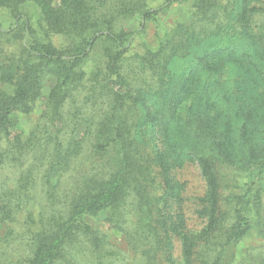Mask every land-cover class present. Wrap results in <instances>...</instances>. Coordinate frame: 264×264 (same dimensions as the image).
Segmentation results:
<instances>
[{"label":"trees","instance_id":"trees-1","mask_svg":"<svg viewBox=\"0 0 264 264\" xmlns=\"http://www.w3.org/2000/svg\"><path fill=\"white\" fill-rule=\"evenodd\" d=\"M177 1L0 0V264H264V7L200 0L138 51ZM184 158L207 184L196 230Z\"/></svg>","mask_w":264,"mask_h":264},{"label":"rangeland","instance_id":"rangeland-1","mask_svg":"<svg viewBox=\"0 0 264 264\" xmlns=\"http://www.w3.org/2000/svg\"><path fill=\"white\" fill-rule=\"evenodd\" d=\"M162 2L163 0H153L152 4L157 6L162 4ZM199 2L200 0H179L170 7L162 10L155 18L147 21V25L144 30L137 35L135 48L138 51H141L146 45L156 46L159 39L170 32L177 24L189 22L191 16L197 17L199 13L202 12V8L198 6ZM248 3L249 7H264V0H248ZM27 11L32 13L35 17L39 15V8L34 3L30 4ZM0 17L3 25L6 27L10 26L14 21L11 13L7 9L0 10ZM55 39L57 42L60 40L58 37H55ZM48 86L49 82H47V87ZM40 110L41 109H38L33 113L20 115L19 124L23 130H30L35 126L39 119ZM75 172L76 171H71L67 176ZM173 174L176 180L183 184L182 192L185 196L184 206L188 228L194 230L200 229L205 224V219L200 216L197 211L199 207L198 202L199 198L203 197L207 190V184L202 175L200 166L197 162L189 158H184L183 165L175 168L173 170ZM90 221L95 228L102 227L103 229H106L102 218H91ZM108 234L110 235L109 237L113 244L122 249L121 251L125 257L129 256L130 251L121 235L114 230L108 231ZM259 243V238L257 236L250 237L245 242V246H242V254L244 253L245 255L248 252L246 249L247 247L256 246ZM175 246V252L179 255L181 253L180 241L177 240L175 242Z\"/></svg>","mask_w":264,"mask_h":264}]
</instances>
